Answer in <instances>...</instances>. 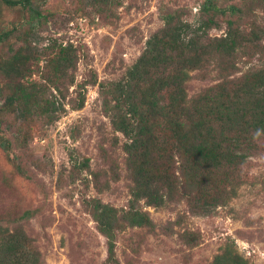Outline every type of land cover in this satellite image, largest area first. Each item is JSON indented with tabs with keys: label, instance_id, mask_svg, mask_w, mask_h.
Returning <instances> with one entry per match:
<instances>
[{
	"label": "rangeland",
	"instance_id": "obj_1",
	"mask_svg": "<svg viewBox=\"0 0 264 264\" xmlns=\"http://www.w3.org/2000/svg\"><path fill=\"white\" fill-rule=\"evenodd\" d=\"M205 0H32L28 7L0 0V84L4 60L26 39L29 55L42 57L51 45H73L78 61L73 81L57 98L65 111L55 121L29 119L9 110L3 129L11 153L0 148V232L25 233L39 251L41 264H212L228 241L250 264H264V152L243 167L237 195L210 214H196L184 196L163 207L139 204L155 223L153 229L124 223L118 230L116 262L108 260V242L92 215L100 199L120 212L130 208L131 177L127 167V138L107 111L110 82L125 77L150 36L169 12L182 13L198 25ZM221 7L246 0H217ZM247 3L248 0H247ZM243 20L264 30V10L254 7ZM213 37L223 35L226 21ZM34 64L33 78L41 80L46 59ZM262 65V56H244L236 75ZM219 81L214 70L207 78L188 83L191 96ZM86 93L81 109L73 105ZM6 90L0 94L4 105ZM73 157V158H72ZM178 159V158H177ZM77 163L87 166L78 167ZM22 166L23 170L18 168ZM0 264H5L0 262Z\"/></svg>",
	"mask_w": 264,
	"mask_h": 264
},
{
	"label": "trees",
	"instance_id": "obj_2",
	"mask_svg": "<svg viewBox=\"0 0 264 264\" xmlns=\"http://www.w3.org/2000/svg\"><path fill=\"white\" fill-rule=\"evenodd\" d=\"M28 7L32 0H2ZM243 6L221 7L205 0L198 25L182 13L163 16V26L147 40L146 47L124 78L111 81L105 106L114 127L126 138L127 167L131 177L128 210L94 200L92 215L107 238L108 260L116 262L118 230L124 223L153 229L150 214L140 207H163L184 196L196 214H210L237 195L248 159L264 152V30L243 20L254 7L264 10V0H248ZM226 21V32L217 37L213 28ZM248 20V19H247ZM9 33H0V43ZM4 60V105L0 107V148L11 153L12 142L3 129L9 110L21 118L33 115L55 121L65 111L57 98L73 81L78 54L71 45H51L33 59L26 39ZM262 56V65L236 75L244 56ZM46 59L41 80L33 78L34 64ZM217 70L219 81L191 96L188 83L196 76L207 78ZM54 91L57 93L55 94ZM86 93H80L73 108L81 109ZM73 158V157H72ZM178 158V159H177ZM81 168L86 163H77ZM20 170L22 166L18 165ZM0 262L41 264L40 253L25 233L0 232ZM212 264H250L228 241Z\"/></svg>",
	"mask_w": 264,
	"mask_h": 264
}]
</instances>
